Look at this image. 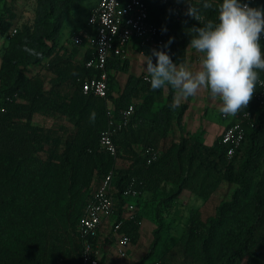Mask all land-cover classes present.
Instances as JSON below:
<instances>
[{
	"label": "trees",
	"instance_id": "obj_1",
	"mask_svg": "<svg viewBox=\"0 0 264 264\" xmlns=\"http://www.w3.org/2000/svg\"><path fill=\"white\" fill-rule=\"evenodd\" d=\"M15 1L0 0V264H82L85 242L99 252L102 246H117L113 235L122 220L118 234L129 236L133 246L140 238L145 194L168 192L159 206L176 201L186 190L209 200L225 181L234 186L231 196L206 220L201 211H194L179 241L154 261L264 264V104L257 99L259 83L248 106L227 124L243 121L246 135L229 158L221 137L209 147L195 134H184L189 103L172 107L175 90L168 87L166 96L167 87L152 90L145 75L129 73L127 60L115 55L109 59L106 97L84 92V83L102 71L87 66L95 56L94 47L79 58L88 39L75 45L72 38L82 32L95 35L96 30L88 20L86 27L71 33L72 47L62 42L67 17L87 0H37L34 22L23 23L13 34ZM182 2L184 9L176 15L173 2L148 1L163 45L172 38L165 50L177 64L187 61V47L195 35H189V29L201 26L185 14L189 0ZM212 2L214 7L205 10L203 0H190L205 21L216 19L215 5L222 0ZM98 5L99 1L90 16ZM251 7H264V0ZM261 44L264 58V40ZM38 66L44 74L31 76ZM256 71L264 80V71ZM120 72L129 73L122 87L116 81ZM132 105L135 114L130 123L120 126L123 112ZM111 120L116 124L111 126ZM109 127L115 129L116 156L101 145L102 133ZM170 135L172 143L161 148ZM149 147L160 150L150 164L145 152ZM121 158L130 162L128 168H118ZM111 172L114 213L85 239L80 231L85 210ZM130 189L139 195L126 196ZM129 204L136 206L131 220L126 219ZM157 216L155 244L164 226L159 211ZM110 221L106 234L104 227Z\"/></svg>",
	"mask_w": 264,
	"mask_h": 264
},
{
	"label": "clouds",
	"instance_id": "obj_2",
	"mask_svg": "<svg viewBox=\"0 0 264 264\" xmlns=\"http://www.w3.org/2000/svg\"><path fill=\"white\" fill-rule=\"evenodd\" d=\"M202 7L212 9L214 4L212 0H203ZM215 9L216 19L205 21L200 8L192 6L189 0L185 14L201 25L188 32L195 35H191L187 48L201 54L196 71L187 64L173 62L165 50L172 43L169 38L161 49H152L150 55L142 53L147 73L144 79L154 91L165 87L175 90L172 107L178 106L180 98L187 99L207 88L213 99L221 100L220 111L235 116L248 106L257 84L264 87V80H259L256 71H264V7H251L244 0H222ZM25 51L40 55L28 48Z\"/></svg>",
	"mask_w": 264,
	"mask_h": 264
},
{
	"label": "built area",
	"instance_id": "obj_3",
	"mask_svg": "<svg viewBox=\"0 0 264 264\" xmlns=\"http://www.w3.org/2000/svg\"><path fill=\"white\" fill-rule=\"evenodd\" d=\"M149 0H99L97 9L89 18V24L96 30L95 35H89L87 32H82L80 35L72 38V43L82 45L84 39L95 48V56L87 63L88 67H96L102 74L84 83V92H94L100 97H106L109 90V75L107 71V63L112 55L125 59L129 56L131 49L137 47L144 51L146 48H160L164 42L159 38V29L156 24L151 21ZM162 5L174 3V12L179 15L183 11V4L176 3L173 0H153ZM256 0H247L251 6ZM17 32L14 29L13 34ZM146 81V80H145ZM148 82V81H147ZM260 90L257 93V99L264 104V87L259 84ZM135 114V106H131L123 112V121H119L120 126L130 123L131 118ZM225 118L229 116L224 115ZM247 116V115H246ZM116 122L110 121V125H115ZM119 126V125H117ZM119 126V128H121ZM125 127V126H124ZM115 129L109 127L101 136V145L104 150L112 155H117V148L113 140ZM245 130L243 121H236L232 125H228L225 130L222 144L229 147L228 157L232 158L236 150L240 148L245 139ZM148 163H153L160 156V150L149 147L146 149ZM113 172H111L94 198L88 204L85 215L81 223V235L88 239L94 234L100 225L105 220L110 218L115 210V200L113 196ZM126 196L136 197L139 194L130 189L125 192ZM129 213L126 219H134L136 206L129 204ZM124 220L116 224L114 237H116L117 252L122 258L129 256V250L132 242L129 236L119 235L118 230L121 228ZM99 249L94 248L89 242H85V249L82 256V264H101ZM148 264H160L152 261Z\"/></svg>",
	"mask_w": 264,
	"mask_h": 264
},
{
	"label": "rangeland",
	"instance_id": "obj_4",
	"mask_svg": "<svg viewBox=\"0 0 264 264\" xmlns=\"http://www.w3.org/2000/svg\"><path fill=\"white\" fill-rule=\"evenodd\" d=\"M36 1L37 0H16L13 3L15 6L14 11L17 15V19L15 21L16 26L14 29L19 30L23 23L31 24L34 22L35 8L37 5ZM96 1L97 0H87L84 2L83 6L78 12L68 16L66 26L63 30L64 43L67 42L70 29L79 28L86 22L88 19V11L91 6L96 3ZM182 1L185 0H178V3L183 4ZM1 41L2 34L0 33V46L2 45ZM152 49L154 48H146L142 52H144L145 55H150ZM155 49L159 50L161 48ZM132 50L133 49H131L129 54L130 59L128 56L122 60H130L132 62L131 71L134 72V70H136V72L139 74L145 75L144 56L140 54L141 51L138 52ZM192 55L193 65L191 66L193 67L194 71H196L200 64L201 54L196 53L195 50L192 49ZM154 59L155 57H153V62L155 63ZM38 72L44 74V69L41 66H38L31 71L30 75H36ZM127 75L128 73L125 72L118 73L116 81L119 87L124 86L127 80ZM168 89L169 88L167 87V94ZM114 91L115 93H118L117 89ZM188 101L193 102L194 106L191 108L187 118V123L185 126L186 130H189L198 136L202 142L209 147H212L220 137L223 140L227 124L233 120L234 116L225 118L224 114L220 111L222 102L219 97L213 99L210 91L207 88H201L194 96L188 97L187 99L180 98L179 104H185ZM196 106H198V109H205L204 111H196L194 109ZM117 166L120 169L128 168L130 166V162L124 158H121L117 163ZM169 189L171 188L167 187L168 191ZM233 189L234 186H231L225 181L209 200H205L198 196H194L193 200H190L189 196H184L182 199L179 197L174 202L166 201L161 206L159 205L161 204L162 200L165 201L168 192L159 193L155 196L152 195L151 198L148 197L144 201V205L141 210V229L139 232L140 238L138 244L131 246V249L129 250V256L127 258L120 257L117 252H114V248H111V252H113V255H115V257L120 261H126L130 264H145L146 262L154 261V259L159 260L168 249H170L176 242L179 241L182 234L185 232L189 224L191 214L194 211L201 210L202 217L204 220H206L209 216H211V214H213V212L216 211L215 208H217L223 199L229 198L231 196ZM158 211L160 212V217L163 220L164 226L161 233V240L158 244H155L156 230L159 226V220L157 216ZM107 224L108 228L105 231L106 233H109L113 222L110 221ZM151 254H153V256L149 258V255Z\"/></svg>",
	"mask_w": 264,
	"mask_h": 264
},
{
	"label": "crops",
	"instance_id": "obj_5",
	"mask_svg": "<svg viewBox=\"0 0 264 264\" xmlns=\"http://www.w3.org/2000/svg\"><path fill=\"white\" fill-rule=\"evenodd\" d=\"M98 1L99 0H97L96 1V3L93 5V6H91V8L89 9V11H88V19H89V17H90V13H91V11L93 10V8L98 4ZM174 2H176V3H178V0H173ZM68 18V17H67ZM88 19L86 20V22L84 23V24H82V26L81 27H79V28H73V29H70L69 30V37L67 38V42L66 43H64V40H63V44H65V45H69L70 47H72V44H71V42H70V37H71V33L74 31V30H81L82 28H84V27H86L87 26V24H88ZM67 21V20H66ZM65 26H66V23H65ZM65 28V27H64ZM90 48H92V45L90 44V43H88L87 45H85V46H83L82 48H81V50H80V54H79V58H83L84 56H85V54H86V51L87 50H89ZM133 50L134 51H138V52H140V50L137 48V47H133ZM132 50V51H133ZM142 53H144V52H140V54L141 55H143ZM129 59H130V56H129ZM155 60V59H154ZM139 61H143V60H139ZM192 62H193V55H192V49H190L189 48V50H188V55H187V61H186V63L185 64H187V65H189L190 66V68H191V70L192 71H194V69H193V67L191 66V65H193L192 64ZM128 63H129V68H130V71H129V73H134L135 75H137V76H140V75H142V74H139L138 72H136V70H134V72L133 71H131V67H132V62L129 60L128 61ZM128 73V74H129ZM143 73H144V71H143ZM147 73L145 72V75H146ZM127 77H128V75H127ZM166 89L167 88H165V96L167 95V93H166ZM119 91V90H118ZM116 94H118V93H116ZM206 94H208V93H206ZM187 103H189V109H188V111H187V114H186V116H185V119H184V134H189V133H192L191 131H189V130H186V128H185V126H186V123H187V118H188V116H189V113H190V110H191V108H193V106H194V104H193V102H191V101H188ZM196 111H199V110H201V111H204V109L205 108H203V109H198V106H196L195 108H194ZM173 134V133H172ZM176 137L177 136H179L180 134H179V132L178 131H176ZM192 135H193V133H192ZM174 137V136H173ZM172 137V135H170V137L166 140V141H163L162 142V144H161V148H163L164 149V146L165 145H169V144H171L172 143V141H173V138ZM161 192V191H160ZM159 192V193H160ZM164 191L162 190V193H163ZM158 193V194H159ZM152 195L153 194H145V196H144V198L143 199H147L148 197L149 198H151L152 197ZM155 196V195H154ZM184 196H189V199L190 200H193V197L195 196V195H193L192 193H190L189 191H184L183 193H182V195L180 196V199H182ZM197 203V202H196ZM198 204V203H197ZM201 211V210H200ZM202 212V211H201ZM211 215H213V214H211ZM105 229H107V227H104V230ZM105 233H103V235H102V237H101V241L102 242H104V238L106 237V235H104ZM107 234V233H106ZM111 248H114V252L116 253L117 252V246H115V245H112V246H110V245H108V246H102L101 247V250H100V253H99V256H100V258H101V264H130V263H128V262H126V261H120L119 259H117L116 257H115V255H113L114 253L113 252H111ZM117 254H118V252H117Z\"/></svg>",
	"mask_w": 264,
	"mask_h": 264
}]
</instances>
